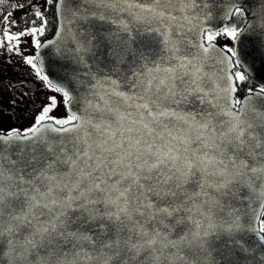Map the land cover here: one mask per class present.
<instances>
[{
  "label": "snow or ice",
  "instance_id": "1",
  "mask_svg": "<svg viewBox=\"0 0 264 264\" xmlns=\"http://www.w3.org/2000/svg\"><path fill=\"white\" fill-rule=\"evenodd\" d=\"M28 2L0 49L53 94L30 127L0 129V264H264V86L238 96L252 25L236 0L217 25L198 0ZM50 10L84 73L48 74Z\"/></svg>",
  "mask_w": 264,
  "mask_h": 264
},
{
  "label": "water",
  "instance_id": "2",
  "mask_svg": "<svg viewBox=\"0 0 264 264\" xmlns=\"http://www.w3.org/2000/svg\"><path fill=\"white\" fill-rule=\"evenodd\" d=\"M205 3H207V10L211 11L213 15V19L209 21V24H219L220 21L217 17L220 16L221 9L230 3V0H198L199 8L197 11L203 9ZM236 3L239 7L246 11L247 19L252 25L251 28L239 36V39L236 42L238 59L242 62L241 69L249 76L253 83H255L258 87H261L264 86V32H262L257 25L258 18L261 14H264V0H236ZM250 13L251 15H249ZM55 17L56 25L53 33L49 37L43 39L45 42L47 39H56L55 45H51L42 50L48 74L51 78L56 80L64 75L65 70L71 72L75 69L77 73H84L86 70L83 66L75 64L72 55L67 52L70 45L66 43V40L68 39V31L71 25L68 24L67 21H64L65 27L64 31L61 33L63 39L57 38L54 35L58 28L56 14ZM123 18L129 19L127 16H124ZM130 22L133 23L134 26H140L136 25L133 21ZM105 27L109 26L105 25ZM112 27L114 28V26ZM242 27H245V23ZM191 35H194V33ZM57 47H59L61 51L58 52ZM133 47L143 50L148 55H152L154 52L158 51L156 39L152 36L138 38L137 43H135ZM103 52L106 55V47ZM81 91L83 92V89H81ZM243 96L244 95L241 97ZM250 264H257V262L253 260Z\"/></svg>",
  "mask_w": 264,
  "mask_h": 264
},
{
  "label": "rangeland",
  "instance_id": "3",
  "mask_svg": "<svg viewBox=\"0 0 264 264\" xmlns=\"http://www.w3.org/2000/svg\"><path fill=\"white\" fill-rule=\"evenodd\" d=\"M35 1L36 0H34L33 2ZM41 2L42 4H44V0H41ZM28 9L29 6H25L22 9H17L13 12V16L11 17V19H14L15 16L24 13ZM4 28L5 25L2 23V25L0 26V36L3 35ZM217 42L220 45H223L224 43H231L223 37H221ZM21 47L22 49H27L28 52L33 51L31 43L23 44L21 45ZM22 72L33 76L34 80H38L32 73L30 67L24 63L23 59L20 56L10 55L0 49V129L8 130L11 128H28L32 125V123H30L31 125L28 124L29 120L30 122H32V119L35 118V116L39 113L40 109L47 103L48 97L53 94L50 90L44 87L41 81H38L39 90L36 92V94H30V97H32L34 100V102H32V106H30V111L22 112L23 114L27 113V116H25L22 120H18L16 123L12 122L11 116L14 111L8 110V108L6 107V101L10 98V96L7 95L10 94V89L13 86L11 84L12 79ZM53 114L57 116L66 115L63 105L56 109Z\"/></svg>",
  "mask_w": 264,
  "mask_h": 264
},
{
  "label": "flooded vegetation",
  "instance_id": "4",
  "mask_svg": "<svg viewBox=\"0 0 264 264\" xmlns=\"http://www.w3.org/2000/svg\"><path fill=\"white\" fill-rule=\"evenodd\" d=\"M13 31L15 30L13 29ZM38 81L39 80H34L33 76L25 74V72L19 73L12 79L11 84L13 86L10 89V94L7 95L10 96V98L6 101L8 110L14 111L11 116L12 122L16 123L18 120H22L27 116V113L23 114L22 112L30 111V106H32V102H34L30 94H36L39 90ZM33 119L32 122L29 120L28 124H33Z\"/></svg>",
  "mask_w": 264,
  "mask_h": 264
},
{
  "label": "trees",
  "instance_id": "5",
  "mask_svg": "<svg viewBox=\"0 0 264 264\" xmlns=\"http://www.w3.org/2000/svg\"><path fill=\"white\" fill-rule=\"evenodd\" d=\"M34 0H31V3L32 4H40V5H43L41 0H36L35 2H33ZM12 4H24L25 6H29V2L28 0H7V2L3 5H0V26L2 25V21H3V16L6 15L9 11H16V10H13L11 5ZM43 10V9H41ZM242 10L244 11L245 13V16H247V13L246 11L242 8ZM32 12V8L29 6V9L27 11H25L24 13L18 15V16H15L14 20L16 21H20V18L25 15V14H30ZM33 17L29 16V19H32ZM47 19L49 20V25L46 29V35L45 37H43L42 39L44 38H47L49 37L54 29H55V25H56V17H55V12L54 10H50L48 13H47ZM244 21H245V17L244 16H235L233 18V20L231 21V23H235L237 24L239 27H242L244 25ZM40 21H37V24H39ZM24 25H21V27H23ZM15 30V29H14ZM235 70H239V71H242L244 72L241 67L238 68V69H235ZM244 74L246 75L247 79H246V82L244 83L243 87L240 89L239 93H238V96L241 97L242 95L245 94V90L248 89V88H252V89H256V88H259L255 83H253L251 81V79L249 78V76L244 72Z\"/></svg>",
  "mask_w": 264,
  "mask_h": 264
}]
</instances>
